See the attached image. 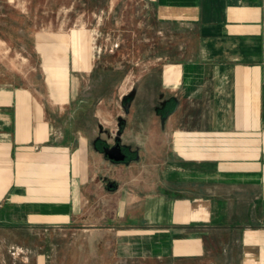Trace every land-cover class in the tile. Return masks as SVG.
Listing matches in <instances>:
<instances>
[{
    "label": "crops",
    "instance_id": "0c3cea01",
    "mask_svg": "<svg viewBox=\"0 0 264 264\" xmlns=\"http://www.w3.org/2000/svg\"><path fill=\"white\" fill-rule=\"evenodd\" d=\"M148 1L162 22L153 38L157 44L167 40L169 49L168 57L156 50L159 67L143 73L141 87L153 91L155 102L136 120L138 167L124 174L122 168V184L134 170L138 186L122 207H136L138 222L153 227L137 231V255L169 257L175 264H191L195 256H209L205 264H264V0ZM34 3L0 0V14L10 7L27 25L34 23L23 26L31 36L27 48L40 58L52 98L41 101L30 88L0 87V228L29 235L41 230L40 251L16 247L11 259L54 264L47 237L79 219L106 156L94 145L96 133L64 113L71 105L76 112L79 104L69 86L72 72L90 71L71 48L77 50L86 30L45 32L40 17L54 10H38ZM100 4L103 12L105 2ZM75 6L74 0L70 9ZM85 10L94 14L98 7ZM47 55L59 62V89ZM215 237L227 239L229 251L220 244L205 251L201 244ZM130 247L122 245L124 255L130 256Z\"/></svg>",
    "mask_w": 264,
    "mask_h": 264
},
{
    "label": "rangeland",
    "instance_id": "374dc122",
    "mask_svg": "<svg viewBox=\"0 0 264 264\" xmlns=\"http://www.w3.org/2000/svg\"><path fill=\"white\" fill-rule=\"evenodd\" d=\"M64 1L67 0H59V3L58 0L47 3L44 0H35L34 6L38 10H54L53 13L40 17L44 25L42 30L45 32L68 31L80 27L83 32L86 30L85 38L82 36L79 39L81 41L77 50L74 45L71 48L76 56L83 58V65L89 67L90 71L72 72L73 78L71 77L69 86L74 88L76 93L73 101L79 104H76V112L72 110L74 105H71L69 110V107H66V119L74 121L77 127L87 133H96L94 145L102 156L103 147L119 143L125 152V159L112 163L103 156L104 159L99 161L97 189H89L94 193L89 194L91 200L88 199L87 204L81 207L79 219L60 227V230L56 228L53 234L47 237V246L52 248L53 263L175 264L169 257L161 260L138 257L137 231L144 227H153L138 222L136 207H122L123 200L138 194L136 171L126 174L129 179L122 184L123 174L128 172L127 169L138 167V148L136 141H133L137 137L136 120L144 118L143 115L151 111L155 102L153 91H144L141 87L144 81L143 73L159 67L160 64H155L156 50L168 57L166 51L169 49V42L162 39L157 44L153 38L155 24L161 21L156 18L148 0H103V12L100 11L101 0H75L76 6L73 9L70 7L74 0ZM107 4L109 9L105 7ZM93 6L98 7V11L94 14L87 13L85 7ZM10 9L3 6V13L0 14V25L3 26L6 20H10L6 25L7 31L0 32V87L30 88L37 99L52 102V98L47 95L48 76L40 67L38 55L33 54L31 48H27L30 33L23 31V26L32 27L34 23L27 25L23 19L11 13ZM15 23L18 36L10 29L13 25L15 27ZM12 36H15V39H12ZM58 36L55 38L66 40L64 35ZM72 37L74 38V35ZM11 39L16 41L12 46L9 42ZM69 51L70 47L67 49V52ZM47 59L52 58L47 55L45 63H48ZM52 78V84L59 89L62 85V75L57 77L52 74ZM112 164L115 167H112ZM131 177L133 182L130 181ZM127 231L128 235L120 234ZM9 232V228H0V264H17L12 261L10 254L16 247L23 251L26 247H32L35 251L42 249L41 244L45 236L41 235V230L35 228L31 235L26 234L25 229H18L17 232L13 230L12 234ZM228 242L227 239L215 237L208 240L207 245H201L206 247L204 250L208 252L218 244L222 250L229 251ZM125 243L131 246L130 256L124 255L126 249H122V245ZM227 256L212 258L229 262ZM228 258L230 259L229 256ZM193 260L191 264H205L208 260L211 261L209 256H195Z\"/></svg>",
    "mask_w": 264,
    "mask_h": 264
},
{
    "label": "water",
    "instance_id": "95a60500",
    "mask_svg": "<svg viewBox=\"0 0 264 264\" xmlns=\"http://www.w3.org/2000/svg\"><path fill=\"white\" fill-rule=\"evenodd\" d=\"M103 154L111 161L121 162L125 159V153L123 152L121 145L116 143L110 147H103Z\"/></svg>",
    "mask_w": 264,
    "mask_h": 264
},
{
    "label": "bare ground",
    "instance_id": "6f19581e",
    "mask_svg": "<svg viewBox=\"0 0 264 264\" xmlns=\"http://www.w3.org/2000/svg\"><path fill=\"white\" fill-rule=\"evenodd\" d=\"M47 62L50 66H52V69L50 70L52 74L57 77L61 76L62 73L58 70L60 67V65H58L59 62L57 61L54 62L52 61V59H47ZM61 83H62V80H61Z\"/></svg>",
    "mask_w": 264,
    "mask_h": 264
},
{
    "label": "flooded vegetation",
    "instance_id": "af4514ba",
    "mask_svg": "<svg viewBox=\"0 0 264 264\" xmlns=\"http://www.w3.org/2000/svg\"><path fill=\"white\" fill-rule=\"evenodd\" d=\"M124 152V151H123ZM125 153V152H124Z\"/></svg>",
    "mask_w": 264,
    "mask_h": 264
}]
</instances>
